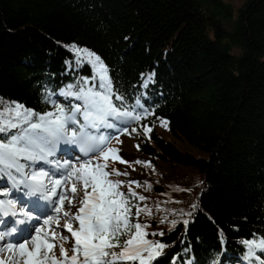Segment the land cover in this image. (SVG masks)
<instances>
[{"label":"trees","instance_id":"obj_1","mask_svg":"<svg viewBox=\"0 0 264 264\" xmlns=\"http://www.w3.org/2000/svg\"><path fill=\"white\" fill-rule=\"evenodd\" d=\"M72 42L102 57L129 104L146 92L154 107L109 145L127 163L108 162L128 172L113 179L139 182L146 200L132 202L152 214L138 222L164 232L147 237L166 245L152 264H223L221 249L250 264L240 241L264 234V0H0V97L51 110L46 87L76 78L65 67Z\"/></svg>","mask_w":264,"mask_h":264},{"label":"snow or ice","instance_id":"obj_2","mask_svg":"<svg viewBox=\"0 0 264 264\" xmlns=\"http://www.w3.org/2000/svg\"><path fill=\"white\" fill-rule=\"evenodd\" d=\"M65 47L71 54L65 60L66 72L71 70L76 78L55 89L46 87L44 102L51 110L37 112L0 97V197H5L0 199V216L14 218L2 221L7 230L0 231V264H152L166 245L147 237L164 232L149 233L147 223L138 222L142 213L152 214L132 202L146 200L132 188L140 184L113 179L128 172L110 168L108 162L127 163L119 149L109 145L130 134L131 124L154 115V107L142 102L146 92H139L129 104L114 84L110 67L94 50L75 42ZM85 66L90 75H80ZM154 82L153 71L142 76L140 87L148 89ZM161 124L167 127L168 121ZM141 127L145 133L152 131ZM144 164L151 167L150 162ZM123 187L128 191H121ZM176 223L171 221L173 229ZM61 230L70 234L71 249L64 247L70 237L60 235ZM240 243L250 264L260 260L257 252L264 254V234ZM220 255L223 264H229L223 249ZM213 264H221L220 259Z\"/></svg>","mask_w":264,"mask_h":264},{"label":"rangeland","instance_id":"obj_3","mask_svg":"<svg viewBox=\"0 0 264 264\" xmlns=\"http://www.w3.org/2000/svg\"><path fill=\"white\" fill-rule=\"evenodd\" d=\"M225 1L231 3V4L234 6L235 9H238V8H240L241 5H242L245 1H247V0H225ZM236 11H237V10H236ZM131 136H132V134H131ZM130 139H131V138H130ZM130 142H131V140H130ZM65 208L67 209V202L65 203ZM63 223H64V222H63ZM63 223H62L61 225H63ZM74 227H75V225H74ZM59 234H60V235H67V236L70 237V234L67 233L66 230H61ZM72 246H73V240H72V238L70 237L69 240H68V242L64 244V247H65L66 249H71ZM54 251H55L56 256L59 257V256H60V249H59L58 246L54 249ZM69 255H71V252H69ZM4 256L7 257L8 254H7V253H4Z\"/></svg>","mask_w":264,"mask_h":264},{"label":"bare ground","instance_id":"obj_4","mask_svg":"<svg viewBox=\"0 0 264 264\" xmlns=\"http://www.w3.org/2000/svg\"><path fill=\"white\" fill-rule=\"evenodd\" d=\"M62 147H63V146H62ZM126 147H127V148H131V147H133V142H128V143L126 144ZM32 214H35V215H36L37 213L33 212ZM0 218H1V216H0ZM32 223L35 224V223H37V222H36V221H33Z\"/></svg>","mask_w":264,"mask_h":264}]
</instances>
